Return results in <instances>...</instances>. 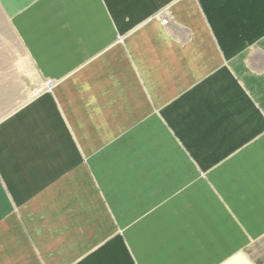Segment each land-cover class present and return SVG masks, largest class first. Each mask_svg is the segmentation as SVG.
<instances>
[{"label":"crops","instance_id":"obj_1","mask_svg":"<svg viewBox=\"0 0 264 264\" xmlns=\"http://www.w3.org/2000/svg\"><path fill=\"white\" fill-rule=\"evenodd\" d=\"M0 6L36 87L0 121V264H252L264 0Z\"/></svg>","mask_w":264,"mask_h":264},{"label":"rangeland","instance_id":"obj_2","mask_svg":"<svg viewBox=\"0 0 264 264\" xmlns=\"http://www.w3.org/2000/svg\"><path fill=\"white\" fill-rule=\"evenodd\" d=\"M0 6V121L8 113L25 103L35 93V86L18 84L19 69L24 70L25 56L19 47L16 36L5 22ZM247 250L252 264H264V239L250 244Z\"/></svg>","mask_w":264,"mask_h":264},{"label":"built area","instance_id":"obj_3","mask_svg":"<svg viewBox=\"0 0 264 264\" xmlns=\"http://www.w3.org/2000/svg\"><path fill=\"white\" fill-rule=\"evenodd\" d=\"M168 22L167 19H164V21H162V24H165ZM56 84L53 82H47V85L45 86V89L47 90V92H51L54 88H55Z\"/></svg>","mask_w":264,"mask_h":264}]
</instances>
